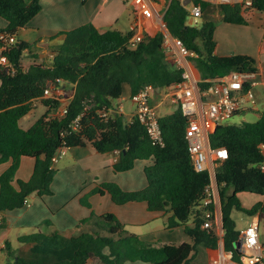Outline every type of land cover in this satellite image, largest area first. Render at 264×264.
Returning a JSON list of instances; mask_svg holds the SVG:
<instances>
[{
	"label": "trees",
	"instance_id": "obj_1",
	"mask_svg": "<svg viewBox=\"0 0 264 264\" xmlns=\"http://www.w3.org/2000/svg\"><path fill=\"white\" fill-rule=\"evenodd\" d=\"M201 2L208 11L202 13L199 27L186 23L188 13L180 0H169L162 17L169 33L196 53L189 60L199 80L223 77L232 70L255 74L257 67L251 56L214 53L212 13L218 9L223 22L247 25L241 4ZM250 4L264 12V0H250ZM40 9V0H0V17L7 22L6 27H0V34L15 35ZM133 33L117 29L99 32L91 23L80 25L65 31L61 44L48 47L54 52L49 66L33 61L25 67L23 54L32 53L35 45L25 41L4 45L0 40V47L5 46L1 54L10 65H0V162L11 160L0 174V212L23 207L34 193L52 194L50 185L56 171L50 164L57 148L90 144L100 153H119L113 165L117 172L132 169L137 160H151L144 167L147 185L143 189L126 191L105 182L94 192H107L117 205L146 202L151 212L169 213L167 229L183 226L189 241L151 246L126 230L114 214L91 213L80 221L87 230L76 236L40 231L20 236L19 246L8 252L14 258L12 264H189L198 246H217L213 227H203L205 222L215 221V203L206 193L210 176L207 170L196 171L193 166L185 138L187 118L180 108L159 116L163 145L154 143L136 118L127 122L115 110L114 102L125 83L131 95L150 87L151 103L158 104L168 87L183 80L184 69L166 61L161 31L145 35L130 47L128 39ZM59 81L73 85L64 116L52 114L61 105L59 99L44 97L45 89H54ZM199 85L204 87L205 83L199 81ZM34 100H40L47 110L25 130L19 119L32 109ZM107 111L109 116L101 117L100 112ZM209 142L211 148L224 147L228 152L227 158L216 161L215 181L224 249L232 251L237 260L234 244L239 231L232 211L250 216L264 213L263 202L245 208L238 197L242 193L264 196V111L254 122L215 126ZM21 156L33 157L35 163L29 179H18L16 189L12 183Z\"/></svg>",
	"mask_w": 264,
	"mask_h": 264
},
{
	"label": "crops",
	"instance_id": "obj_2",
	"mask_svg": "<svg viewBox=\"0 0 264 264\" xmlns=\"http://www.w3.org/2000/svg\"><path fill=\"white\" fill-rule=\"evenodd\" d=\"M148 1L154 11L152 17H155L154 20L145 18L133 4V0H40V11L27 25L15 33L17 41H25L36 47L32 53L24 52L23 65L27 67L35 61L49 66L54 52L48 47L61 44L65 31L86 23L93 24L99 32L117 29L123 33L134 30L141 32L144 36L155 35L158 32V29H155L159 23L158 16L163 17L165 11L162 10L163 0ZM131 12H133L134 18L131 17ZM257 12L261 17V12ZM254 17L255 15L247 19V25L226 23L232 25L227 27L229 30L227 33H215L214 31L216 42L214 53L216 55L242 54L251 56L255 60L257 72L252 75L251 80L255 82L253 90L256 104L246 106L235 113H244L253 120L252 122L258 120L260 113L264 111V31H262L259 20L253 22ZM6 24L7 22L0 17V27L4 28ZM163 35L172 37L170 33H163ZM166 61L170 65L182 67L184 71H189L196 76L194 66L192 67L189 63L190 60H185L175 49L166 50ZM69 84L64 83L62 86ZM70 85L73 89V85ZM71 95L68 99L71 98ZM130 97V86L125 83L121 96L114 102L115 110L123 114L127 122L132 121L135 112V106H132L133 102ZM60 100L64 101L65 99L60 98ZM46 110L47 107L40 100H34L32 109L19 119L20 127L25 130L30 128ZM118 158L117 151L100 153L94 150L90 144L67 148L66 153L52 165L56 171L50 185L52 194L38 196L34 193L23 207L0 212V225L4 222V225L0 226V264L13 263L14 258L8 252L19 246L18 238L20 236L37 231L45 234L69 233L76 236L87 230V227L81 225L80 221L89 217L91 213L96 215L114 214L126 230L137 234L143 242L151 246L180 244L188 241L183 226L167 229L166 219L169 213L151 212L147 209L146 202L130 201L117 205L107 192L103 194L94 192L105 182L116 183L126 191L146 187L147 179L144 167L149 165L151 160H137L132 169L117 172L113 165ZM34 163L33 157H20L12 183L16 189L18 188V179H29ZM10 164L11 160L0 162V174ZM213 187L215 203L213 229L218 237L217 246L215 248L198 247L197 252L192 253L189 264H210L213 257L220 256L225 251L220 198L215 180ZM238 197L240 204L245 208H250L257 202L264 203V196L260 195L242 193ZM217 199L219 201L218 210H216ZM83 201L87 202L89 207ZM235 212L232 211V217L236 229L240 232L249 225L256 224L259 240L264 243V213L257 212L245 218L242 213L235 215Z\"/></svg>",
	"mask_w": 264,
	"mask_h": 264
},
{
	"label": "built area",
	"instance_id": "obj_3",
	"mask_svg": "<svg viewBox=\"0 0 264 264\" xmlns=\"http://www.w3.org/2000/svg\"><path fill=\"white\" fill-rule=\"evenodd\" d=\"M181 1L183 2V0ZM205 1L212 3H240L237 2L238 0ZM133 4L145 18L150 19L153 17L154 11L148 0H133ZM240 4L243 7H250L251 5L250 0H245ZM261 14L262 28L264 30V12H261ZM189 15L191 20L188 24L198 27L197 19L202 15L200 5H193ZM143 38L144 35L141 32H135L128 39V45L135 47ZM0 40L4 45H12L17 42L15 35L0 34ZM4 45L0 47V65L7 67L10 65L1 54V51L5 49ZM164 46L165 50L175 49L187 61H189V58L196 56V53L188 50L179 38L171 37L170 35L164 36ZM182 75L183 80L168 87L158 104L151 103L152 90L150 87H145L132 94L130 99L135 105L133 118H136L144 125L148 136L154 143L163 145L162 131L159 125L160 115L157 109L165 100L180 108L182 114L187 118L185 138L188 142L193 166L196 171H208L210 185L207 187L206 193L213 198L216 161L227 158L228 152L224 147L211 148L209 134L215 126L224 124L227 119L239 110L256 104L253 90L255 82L251 80L253 74L232 70L223 77L203 80H199V77L189 71H184ZM199 81L205 83V86L201 87ZM64 83L68 82L59 81V85L54 89L46 88L44 97L60 100L61 92H59V89ZM246 83H248L247 86ZM68 101L69 99L61 101V107L57 112L58 116L65 115ZM109 114V111L100 112L103 118H107ZM66 150L67 147L64 145L57 148L51 157V167L66 153ZM261 168L264 170V164L261 165ZM203 227H214V223L207 221L203 224ZM237 241L240 242L239 259L236 260L234 258L232 251L225 250L220 256L213 257L210 264H264V243L259 240L256 224H251L243 231H240Z\"/></svg>",
	"mask_w": 264,
	"mask_h": 264
},
{
	"label": "rangeland",
	"instance_id": "obj_4",
	"mask_svg": "<svg viewBox=\"0 0 264 264\" xmlns=\"http://www.w3.org/2000/svg\"><path fill=\"white\" fill-rule=\"evenodd\" d=\"M201 1H205V0H190V2L186 5V6H184L185 7V9L187 10V13H188V15H187V17H186V23L188 24L189 22H190V20H191V17H190V15H189V11H190V9H191V7L193 6V5H200V7H201V11H202V13H205L206 11H208V8H203V6H202V2ZM245 0H238L237 2H240V3H242V2H244ZM168 2H169V0H163V11L165 10V8H166V6H167V4H168ZM180 2L182 3V1L180 0ZM183 5V4H182ZM158 8V7H157ZM242 11H243V14L247 17V19H250L251 18V16H254L255 15V17L254 18H256V19H254L253 18V22H255V21H257V20H259L260 21V25H261V28H262V16L260 17V14L256 11V10H254V9H252L251 7H243L242 6ZM132 14H131V17L132 18H134V15H133V12H131ZM203 14L201 15V17H199L198 19H197V25H198V27L199 26H201V24H202V22H203ZM155 18V17H154ZM154 18H152L153 20H154ZM259 18V19H258ZM212 20H213V22L215 23V33H227V31H229V30H227L230 26H232V25H227L226 23H224L223 21H222V19H221V15H220V13H219V11H218V9H215V11L212 13ZM158 21H159V23L155 26V29H158V31H161L162 33H169V31L165 28V25H164V23H163V21H162V17L161 16H158ZM228 27V28H227ZM262 31H264L263 30V28H262ZM27 60V59H26ZM189 63H190V65L193 67V63L191 62V61H189ZM193 69H194V71H195V73H196V77H198V73H197V71L195 70V68L193 67ZM61 90L59 91V92H61V95H60V98H62L63 100L64 99H68V97H70V95L72 94V86L69 84V85H66V86H62L61 88H60ZM127 96V95H126ZM129 102V101H128ZM132 103V102H131ZM164 104H166L165 106H164ZM132 106H135L134 105V103H132ZM60 107H61V105H60ZM59 107V108H60ZM59 108L57 109V110H54L53 112H52V114L55 116V115H57V112L59 111ZM176 108V106L175 105H173V104H170V102L169 101H166L165 100V102L164 103H162V104H160V106L158 107V109H157V111H158V114L159 115H164V114H166V113H168V112H172L174 109ZM128 112V111H127ZM243 121H247V122H252L253 120L252 119H250L249 117H247L246 115H244V113H241V112H239L238 114H234L233 116H231L229 119H227L226 121H225V124H239V123H241V122H243ZM218 206H219V201H218V199H217V201H216V210H218ZM235 211H237V210H234V212ZM236 213H239L240 215H241V213H242V216L243 217H245V218H248L249 216L247 215V214H245V213H243V212H235V215H237ZM239 223H240V221H239ZM188 241H189V239H188ZM198 247H200V246H198ZM197 252V251H196ZM195 252V253H196ZM189 263H190V261H189Z\"/></svg>",
	"mask_w": 264,
	"mask_h": 264
},
{
	"label": "water",
	"instance_id": "obj_5",
	"mask_svg": "<svg viewBox=\"0 0 264 264\" xmlns=\"http://www.w3.org/2000/svg\"><path fill=\"white\" fill-rule=\"evenodd\" d=\"M189 2H190V0H183L182 4H183V6H186ZM234 246H235V249L239 253L240 242L239 241H236L235 244H234Z\"/></svg>",
	"mask_w": 264,
	"mask_h": 264
}]
</instances>
